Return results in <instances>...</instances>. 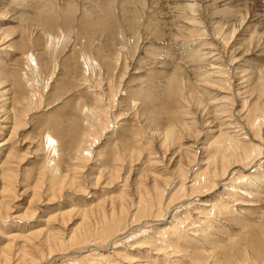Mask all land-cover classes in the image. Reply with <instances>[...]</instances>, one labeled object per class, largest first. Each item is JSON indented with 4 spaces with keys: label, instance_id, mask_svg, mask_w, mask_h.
Segmentation results:
<instances>
[{
    "label": "bare ground",
    "instance_id": "6f19581e",
    "mask_svg": "<svg viewBox=\"0 0 264 264\" xmlns=\"http://www.w3.org/2000/svg\"><path fill=\"white\" fill-rule=\"evenodd\" d=\"M119 1L0 0V264H264V48Z\"/></svg>",
    "mask_w": 264,
    "mask_h": 264
},
{
    "label": "rangeland",
    "instance_id": "374dc122",
    "mask_svg": "<svg viewBox=\"0 0 264 264\" xmlns=\"http://www.w3.org/2000/svg\"><path fill=\"white\" fill-rule=\"evenodd\" d=\"M118 1L119 0H115L116 3ZM142 1H143V4H144V8H143L144 10L142 11V14H141L143 16V17L141 16V18H140L141 21L147 22L149 20L147 17H149L150 13L151 12H155L154 10H158L160 7H162V9L167 11L168 15L171 14L170 16L173 17V15L176 13L175 10L176 11L179 10V8H178L179 6L193 4V5L196 6V9L199 11L198 14L196 15V17H199L202 20L204 19L205 23H206V26L208 24L209 28L213 27L212 26L213 23H215L218 26H220L222 23H226V25L229 24L228 26L229 27L232 26L234 29L237 26L236 27L237 32H236V34H234L233 38L230 40V44H229L228 47L232 46L235 43V39L236 38H248L247 36H249V37L251 36L252 42H253V46L254 45L258 46V48H257V52L253 53V56H249L247 58L253 59L254 58V54L257 55L259 53L260 49L264 48V0H156V4L158 3L157 6L160 5L158 7V9H156V8L153 9L152 8L155 5V0H153V1L152 0L151 1L148 0V2L146 0H142ZM145 3H148V4H145ZM153 3H154V5H152ZM149 4L151 5V8L148 7ZM174 7H176L177 9L174 8ZM146 8L147 9H151V10H148V11H151V12H149V13H148V11L146 12L145 11ZM28 12H29V15L27 13L24 16L28 17V18L29 17L30 18L33 17L32 19H34L35 16H36V10L35 9L33 10V8H30V9H28ZM164 13H166V12H164ZM143 14L144 15L146 14V15L144 16ZM230 14H232V15H230ZM175 15H174V17H175ZM115 17H117L116 14H115L114 18ZM76 18L77 19L75 20V25H77V23L80 22L79 19L81 20L80 16L76 17ZM222 19H224V20L226 19V21H224ZM175 20L176 19H174V21ZM220 20H221V22H220ZM177 21L175 23H177ZM227 22H228V24H227ZM240 22H242V23L240 24ZM180 26L181 25H179V27ZM15 27H17V26L15 25ZM173 29L175 31V30H177L179 28L178 27L175 28V26H174V27H172V30ZM145 30H146V34L148 35L149 32H151L152 29H145ZM17 31L20 32L21 29L18 28ZM29 35H30L29 38L22 40V41H24L26 46L29 45V43H30L29 39H31L32 41H33V39L35 40V34L31 35V33H29ZM197 39L200 40V38H192L190 40H185V42L184 41L182 42L181 40H174V46L176 47L178 45L177 48H180L181 44H183V43H187L188 45H191L193 43H197L198 42ZM69 41H70V39H69ZM71 42H72V44L70 43L71 45L69 44L67 46L68 48L66 47L67 50L65 48L66 51H65L64 54H66L67 51L69 50L68 54L70 55V51H72L71 49H73L72 47H74V49H73V51L71 53L74 52L73 55L75 56L77 51H79L80 49L78 47L74 46L75 42H74L73 37L71 39ZM109 44H113V43L111 42ZM179 44H180V46H179ZM29 47H30V45H29ZM29 47H27V48H29ZM30 49H31V47H30ZM227 51H228L227 57L229 58L230 52H229V50H227ZM254 51H255V49H254ZM68 54H66V55H68ZM74 56L71 55V58H74ZM241 60L248 61V59H245V58L240 56L239 59L236 60V62L237 61L240 62ZM71 62H74V60L71 61ZM50 84H51V82H50ZM47 92H49L47 95H49L51 93L49 90ZM58 98H60V97L58 96L57 98L53 99V101H55L54 104H56V105L52 109H54L56 107L58 108V106L61 105L59 103L62 102L63 99H66L67 96H64V97L60 98V100H57ZM50 99H51V97H50ZM49 111H45V112L42 111V113H46V112H49ZM33 117H37V115L34 114ZM34 124L35 125H34V129L33 130L30 129L26 133L23 132L22 135L26 136V135H29L30 133L33 134L34 136L40 135L41 132L44 130V126L40 125V119H37V118H34ZM27 146H28V144H27ZM35 162H37V164H39L40 161L30 160L29 166L32 165ZM96 194H98V193H96ZM39 208H40V212H38L37 215L40 217L41 214H42L41 211L44 208L43 207H39ZM35 224H37V223H34L33 225H35ZM130 242H132V241H130ZM126 252H130V251H126ZM56 258H54L51 261L50 264H65L63 261H65L66 258H60V257H56ZM40 264H46V263H40Z\"/></svg>",
    "mask_w": 264,
    "mask_h": 264
}]
</instances>
